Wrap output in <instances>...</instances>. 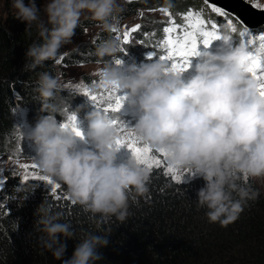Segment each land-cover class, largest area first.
<instances>
[{
	"label": "clouds",
	"instance_id": "1",
	"mask_svg": "<svg viewBox=\"0 0 264 264\" xmlns=\"http://www.w3.org/2000/svg\"><path fill=\"white\" fill-rule=\"evenodd\" d=\"M11 6L15 18L26 23V31L36 24L42 39L28 46L25 56L31 63L25 70L45 61L56 62L61 48L73 43L86 14L103 31L113 33L123 11L121 0H44L45 22L36 0L27 4L11 0ZM221 36L215 49L199 50L195 62H191L190 76H186L187 71L173 72L170 64L159 59L125 66L118 57L119 39L110 36L95 47V56L111 59L98 68V83L89 90H118L126 97L124 104L137 117L131 133L142 145L165 153L168 167L181 178L185 174L188 180L202 178L204 186L197 192V206L207 209L210 222L228 225L244 211L248 201L259 196L252 184L264 182V99L259 95L258 81L248 70V47L236 42L230 30ZM36 85L40 112L46 115H40L34 127L23 131L24 138L34 146V163L45 175L66 186L72 204L102 219L114 216L124 221L129 215L130 194L148 191L149 169L132 154L126 161L117 162L118 131L112 118L102 111H85L87 104L73 111L83 139L71 128L62 127L64 122L57 117L64 115L66 106L59 94L67 85L58 75L40 72ZM82 111L86 136L78 120ZM36 216V230L43 233V246L54 260L63 264L103 261L99 249L107 247L109 235L84 234L71 258L64 259L66 241L75 236L71 224L60 222L61 214L53 213L45 201Z\"/></svg>",
	"mask_w": 264,
	"mask_h": 264
},
{
	"label": "trees",
	"instance_id": "2",
	"mask_svg": "<svg viewBox=\"0 0 264 264\" xmlns=\"http://www.w3.org/2000/svg\"><path fill=\"white\" fill-rule=\"evenodd\" d=\"M36 4L41 9L40 0ZM199 4L200 0H139L124 5L119 20L142 8L161 6L184 13ZM97 25L92 18H81L74 37ZM26 27L15 14H8L4 22L0 20V159L14 142L16 108L25 111L33 127L40 115H46L40 112L41 100L35 91L38 73L58 75V63L51 60L25 70V65L31 63L25 56L28 46L42 42L36 24L28 31ZM110 36L112 33L100 31L92 44L63 57L61 63L104 62L108 57L93 53ZM64 95L62 91L59 97L66 99ZM149 171L148 191L130 194L129 215L124 221L114 216L102 219L72 204L69 198L56 199L57 195L67 196L62 183L51 190L44 181L21 182L6 174L0 187V264H63L44 248L43 233L35 227L36 210L44 201L53 213L61 214L60 222L70 223L75 231L74 238L66 241L64 259H70L78 241L91 232L109 235L107 247L99 249L104 259L98 264H264V193L256 182L252 187L259 196L247 202L236 220L221 225L210 222L207 209L197 206V192L204 186L202 178L187 179L185 183L162 168Z\"/></svg>",
	"mask_w": 264,
	"mask_h": 264
},
{
	"label": "rangeland",
	"instance_id": "3",
	"mask_svg": "<svg viewBox=\"0 0 264 264\" xmlns=\"http://www.w3.org/2000/svg\"><path fill=\"white\" fill-rule=\"evenodd\" d=\"M139 0H121L123 5L127 3L135 2ZM201 4L196 8L190 9L193 12H200L201 18L204 19L206 26L211 23H216L220 34H222L225 30H230L228 26V21L231 20L232 25L236 28V32H232L234 39L237 41L244 43L249 50H251L254 54L260 55L259 48V34H264L261 32V28H264V24L257 25L255 27V32L257 35L255 36H247L240 37L239 32L243 31L244 26L232 15L225 12L221 9L222 12L225 13L224 16L218 15L216 12L212 11V5L206 4L205 0H200ZM246 3H249L253 8L264 11V0H256L261 7H254V0H244ZM25 4L28 3V0H24ZM43 4L44 0H40V7L42 9L41 18L46 22V16L43 12ZM162 9H166L171 16L165 15ZM188 10V11H190ZM187 11V12H188ZM187 12L179 13L173 12L167 9L166 7H153L151 9H138L135 13L123 20H118L117 32H113L112 35L117 38V36L121 37L119 39L120 43V53L118 54L119 59L124 61L125 66L132 64L135 62L137 65L141 63L150 62L147 59L149 53H155L153 59H158L160 55H166V51L163 48V41L168 38V34L164 32V28L170 26V21L174 20L177 25L180 26L178 28L177 33L173 34V36L181 34L180 29L184 26L183 17L187 14ZM8 14H15V9L11 6V0H0V20L2 22L5 21ZM88 18L87 14L82 17ZM237 23V24H236ZM139 25L138 30L131 35V42L127 45L123 44V33L124 31H131L132 28ZM242 27V29L240 27ZM102 31L99 25L90 27L85 30V32L77 37H73V43L65 45L61 48V57H65L72 52H78V50L85 48L93 43L97 34ZM248 41H251L249 43ZM218 45L216 42L211 46V48L215 49ZM201 47L199 50H201ZM67 53V55H63ZM111 58H107L109 60ZM191 62H195V57L191 58ZM166 63H170L166 62ZM103 62L97 63H89V64H77V65H65L63 63H59L57 71L58 76L60 77L61 82L67 87L63 90L66 96L65 106L66 111L64 115H58L57 119L63 120V122H67L70 115L73 114V111L77 106L82 104H87L85 111L91 110V108L95 110L102 111L105 113L101 107H97L93 105L88 97L84 96L83 93L75 87L76 85L83 84L88 89H90L94 84L98 83V75L97 71L100 66H102ZM192 74L191 69L186 72V76H190ZM90 91V90H89ZM110 91L104 89H98L95 92L90 91L91 94H96L98 96L104 95L105 97L108 95ZM59 103V100H57ZM109 115L111 118L120 119L124 124L128 127L134 126L136 122V114L133 110L129 109L127 104H124L120 113L108 112L105 113ZM84 111L79 114L78 120L81 121L80 127L84 130V134L86 136L87 123L83 120ZM14 142L8 148V152L4 157L0 159V187L3 185L6 174L11 175L12 177H17L21 182H23V176L25 175V171L21 168L20 165L27 164L31 166L34 163L33 157L35 156L34 146L27 141L23 136V131L27 130L33 126H31L26 119V113L24 110L16 108L14 110ZM91 147V145H82ZM140 146H143L140 143ZM151 154L156 157V159L160 160V166H153L152 169L162 168L167 173V159L162 157L160 153H156L151 150ZM131 155L127 148H121L118 152L117 162L121 163L127 160V158ZM145 167V166H144ZM32 172H35L37 175H45L38 167L36 169H29V179H32ZM168 174V173H167ZM180 175L179 173H177ZM170 175V174H169ZM171 176V175H170ZM51 178L54 182H57L59 185L60 181ZM172 177V176H171ZM187 174L180 180H187ZM46 185L51 189V185H49L46 181H44ZM262 192L264 193V182L257 181L256 182Z\"/></svg>",
	"mask_w": 264,
	"mask_h": 264
},
{
	"label": "snow or ice",
	"instance_id": "4",
	"mask_svg": "<svg viewBox=\"0 0 264 264\" xmlns=\"http://www.w3.org/2000/svg\"><path fill=\"white\" fill-rule=\"evenodd\" d=\"M208 4L209 0H205ZM254 7H261V5L254 0ZM165 15L171 16L166 9H162ZM212 11L216 12L220 16H224L225 13L221 11L220 8L212 6ZM185 23L182 29H180L181 34L173 36L177 33L179 25L176 24L174 20L170 21V26L164 28V32L168 34V38L163 41V48L166 51V55H160L159 60L164 62L170 61V67L173 72L182 73L189 70L191 66V58L199 55V49L201 47L208 48L211 47L214 42L220 41L223 37L220 34V30L216 23H211L206 26L204 19L201 18L200 12L188 11L183 17ZM243 31L239 32L240 37L255 36V26L247 24ZM228 26L232 32H236V28L232 25L231 20L228 21ZM139 28V25L132 28L131 31H124L123 33V44L127 45L131 42V35L135 33ZM113 32H117L114 29ZM261 32L264 33V28H261ZM117 39L121 37L117 36ZM259 48L260 55L254 54L249 50V65L248 70L251 76L258 81V92L262 99H264V34H259ZM236 42H240L237 40ZM251 43V41H248ZM155 53H149L147 56L148 60H152ZM63 57L59 58L56 62L61 63ZM116 63H120L119 60ZM77 90L81 91L84 96L88 97L93 105L101 107L105 113L114 112L120 113L126 97L119 94L118 90H113L108 93L105 97L104 95L91 94L86 86L78 87ZM114 126L117 128L118 136L115 142L117 151L121 148H127L128 151L136 158L137 162L147 169H152L153 166L159 167L160 160L156 159L154 155L151 154V148L149 146H140L139 141L131 133L130 127L124 124L120 119L112 118ZM62 127L71 128L72 131L81 139H83V133L79 130L77 126V117L72 114L69 116L67 122H64ZM160 155L166 158L165 153H160ZM24 169L25 175L23 180L27 181L29 179V169H36L37 165L32 164L31 166L27 164L20 165ZM167 173L172 176L173 179L180 181L181 177L178 175L177 171L173 168L168 167ZM32 179L46 181L53 189L59 188V184L54 182L51 178L44 175H37L35 172L31 174ZM2 179V178H0ZM56 199H68L67 196L61 197L56 196Z\"/></svg>",
	"mask_w": 264,
	"mask_h": 264
},
{
	"label": "water",
	"instance_id": "5",
	"mask_svg": "<svg viewBox=\"0 0 264 264\" xmlns=\"http://www.w3.org/2000/svg\"><path fill=\"white\" fill-rule=\"evenodd\" d=\"M212 6L218 7L236 18L244 27V21L253 26L264 24V11L253 8L244 0H209Z\"/></svg>",
	"mask_w": 264,
	"mask_h": 264
}]
</instances>
